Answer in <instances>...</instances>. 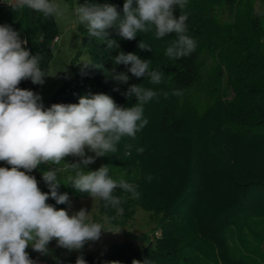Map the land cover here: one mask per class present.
Segmentation results:
<instances>
[{
	"label": "trees",
	"instance_id": "1",
	"mask_svg": "<svg viewBox=\"0 0 264 264\" xmlns=\"http://www.w3.org/2000/svg\"><path fill=\"white\" fill-rule=\"evenodd\" d=\"M78 2L108 3L122 13L125 0ZM15 4L0 0V25L19 32L31 55L40 52V66L49 74L53 42L59 36L55 17L27 7L14 11ZM180 12L175 6L174 16ZM182 12L188 17L186 35L197 45L182 59L165 55L174 33L157 39L153 27L125 40L109 30V39L117 40L119 49H107L106 40L90 37L86 26L80 25L92 66L79 72L73 64V80L62 83L45 107L75 104L81 96L104 93L118 106L130 108L136 98L123 93L132 84L159 93L144 105L148 124L135 139L122 137L117 151L98 162L99 168L108 165L113 180L135 185L138 193L116 188L113 195L121 199L122 215L100 199L99 215L110 225H123L134 219L139 207L156 223L153 239L111 243L98 256L82 254L86 264H132L134 259H148L150 264H264V0L258 4L257 0H187ZM141 40L152 50H141ZM118 51L151 60L149 70L164 73L161 83L132 76L130 65L114 66L112 57ZM113 67L129 75L127 84L111 79L107 70ZM41 86L31 80L18 85L33 92ZM177 89L181 95L172 94ZM126 144L132 145L130 156L125 155ZM139 147L145 149L142 154L136 151ZM42 171L41 164L28 174L48 193ZM59 192L89 196L63 184ZM46 203L57 210L69 208L51 197ZM76 259L59 257L50 264H76Z\"/></svg>",
	"mask_w": 264,
	"mask_h": 264
},
{
	"label": "clouds",
	"instance_id": "2",
	"mask_svg": "<svg viewBox=\"0 0 264 264\" xmlns=\"http://www.w3.org/2000/svg\"><path fill=\"white\" fill-rule=\"evenodd\" d=\"M186 4L187 0H125L121 13L115 5L92 2L78 4L74 12L90 37L106 40L107 49H119L117 40L109 39V30L125 40H133L138 32L147 33L154 27L157 39L175 34L165 55L170 59H182L193 54L197 46L196 41L186 35L188 17L182 12ZM175 6L181 10L178 18L174 16ZM24 7L45 17L62 15L60 5L50 0H16L13 10ZM55 39L59 41L60 37ZM26 45L27 40L21 39L20 33L10 25H0V161L11 166L0 167V264H36L26 251L29 246L48 255V245L55 240L57 247L80 251L87 242L98 241L102 232H109L103 224L91 221L84 208L70 215L67 210H57L46 203L51 197L56 204L71 207L68 194L59 192V169L49 167L41 173L48 193L42 192L36 178L28 173L41 164L59 165L65 157L78 158L69 163L76 170L75 176L69 178V185L92 199L99 198L105 202V207L110 205L117 215H122L121 199L114 196L113 191L120 188L138 195L136 186L113 180L108 165L95 171L84 169L96 158L115 153L122 137L135 139L148 124L143 115L144 105L159 95L142 84H132L123 93L126 98H136L130 108L118 106L104 93L81 96L75 104H52L45 108L39 93L18 87L22 80L43 85L45 77L49 76L40 66L41 53L31 55ZM138 47L152 50L142 40ZM112 59L114 66L130 65L128 72L134 77H148L153 85L162 81L163 72L149 70L151 60L123 51H118ZM81 66L83 70L92 65L83 63ZM107 71L119 84H127L130 79L126 72H116L115 67ZM172 94L181 95L182 92L177 89ZM131 148V144L125 145L126 156L131 155ZM86 149L95 155H86ZM136 151L142 154L145 149L139 147ZM146 178L152 179L151 175ZM76 264H86L82 255L77 256ZM132 264H150V261L134 259Z\"/></svg>",
	"mask_w": 264,
	"mask_h": 264
},
{
	"label": "rangeland",
	"instance_id": "3",
	"mask_svg": "<svg viewBox=\"0 0 264 264\" xmlns=\"http://www.w3.org/2000/svg\"><path fill=\"white\" fill-rule=\"evenodd\" d=\"M12 1L16 2V0ZM78 1L79 0H51L52 3L60 5L62 15L55 16L60 39L53 44V58L50 63L49 76L45 83L35 91L41 95L45 107L49 104L53 92L62 85V83L73 80V64L75 66L74 68L79 72L89 69V67H87L82 70L81 66L83 63L89 64V55L82 43V33L79 30V26L82 24L78 22L74 12L79 4ZM72 59H74V63H71ZM85 151L86 155H95L87 149ZM101 158L102 156L96 158L95 162L88 165L87 169H84V171L97 170L100 165L98 162ZM77 160L78 158L68 156L65 157V160L61 161L59 165L42 164L43 171L49 170V167L59 169L57 174L59 182L68 187H72L69 185V178L75 176L76 170H74L69 163L76 162ZM69 199L71 202V207L68 208L70 215L79 211L81 208H84L89 212V219L91 221L93 217H95V222L103 224L104 229L109 232H102L101 238L98 241L87 242L84 248L80 251H68L67 249L57 247L55 240L51 241L48 245V255H42L29 246L26 251L28 252L30 259L34 260L36 264H50L54 259L65 256L77 258V256L85 253L98 256L103 248L114 242L131 240L137 243H142L153 239L156 223L149 212L144 211L139 207L136 209L134 219L130 222L123 225L113 226L108 223L105 217L99 215V198L92 199L90 196L75 198L72 195H69Z\"/></svg>",
	"mask_w": 264,
	"mask_h": 264
},
{
	"label": "built area",
	"instance_id": "4",
	"mask_svg": "<svg viewBox=\"0 0 264 264\" xmlns=\"http://www.w3.org/2000/svg\"><path fill=\"white\" fill-rule=\"evenodd\" d=\"M56 41H57V40L55 39L54 42H56ZM54 42H53V44H54Z\"/></svg>",
	"mask_w": 264,
	"mask_h": 264
},
{
	"label": "crops",
	"instance_id": "5",
	"mask_svg": "<svg viewBox=\"0 0 264 264\" xmlns=\"http://www.w3.org/2000/svg\"><path fill=\"white\" fill-rule=\"evenodd\" d=\"M9 1L13 2L12 0H9ZM20 37H21V36H20ZM21 39H22V37H21Z\"/></svg>",
	"mask_w": 264,
	"mask_h": 264
},
{
	"label": "water",
	"instance_id": "6",
	"mask_svg": "<svg viewBox=\"0 0 264 264\" xmlns=\"http://www.w3.org/2000/svg\"><path fill=\"white\" fill-rule=\"evenodd\" d=\"M0 167H3V166L0 164Z\"/></svg>",
	"mask_w": 264,
	"mask_h": 264
}]
</instances>
